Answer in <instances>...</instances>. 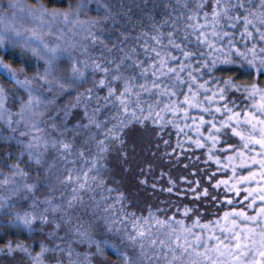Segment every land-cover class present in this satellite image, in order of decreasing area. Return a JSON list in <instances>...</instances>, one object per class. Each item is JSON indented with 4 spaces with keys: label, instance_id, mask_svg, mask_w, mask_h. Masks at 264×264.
I'll return each instance as SVG.
<instances>
[{
    "label": "snow or ice",
    "instance_id": "6c2138e0",
    "mask_svg": "<svg viewBox=\"0 0 264 264\" xmlns=\"http://www.w3.org/2000/svg\"><path fill=\"white\" fill-rule=\"evenodd\" d=\"M0 7L18 8L25 15L43 22L38 28L21 30L13 26L0 34V50L5 53L0 55V76L27 92L26 100L19 98L20 107L14 121L7 105L10 90L0 84V119L12 133L4 139L24 145L17 162L9 165L11 173L0 182V187L4 188L0 194V215L5 218L4 227L29 233L35 231L33 226L37 223L52 226L48 238L60 241L52 245L44 240L34 242L39 252H34L33 247L24 242L8 241L0 247V253L18 251L32 264H49V259L52 264H94L93 257H103L106 249L111 248L120 264H153V257L161 255L156 251L158 246L161 250L167 247V252L162 253L166 264H264V86L256 82L264 77V47H259L264 44V0H177L170 18L160 23L153 21L151 31H141L133 37L135 46L125 43L129 39L128 33H121L123 40L112 48L105 44L109 56L105 57L101 52L100 58L82 61L59 43L52 45L44 39V30L48 27L45 18H59L65 23L75 20L85 26L93 42L101 39L92 32L93 28L102 27L100 21L80 20L78 11L49 9L40 0L32 7L19 3ZM87 7L86 3L77 5L78 9ZM109 13L110 10L105 11V19L110 18ZM22 31L29 34L22 37ZM237 34L244 44L243 50L236 44ZM20 38L26 40L25 47L31 46L37 61L42 60L45 64L43 72L31 79L26 75L21 79L20 73L6 59ZM249 39L251 48L248 47ZM234 55L238 59H233ZM62 59L70 62L68 76L57 75ZM221 71L238 72L241 77H255V81L240 83L232 75L226 79L215 76ZM36 81H42L41 87L48 91L55 89L58 93L74 96L73 102L45 117L44 106L56 104L58 97L40 94L33 87ZM89 81L90 86L79 91ZM233 92L246 93V97L237 103L230 95ZM146 97L153 102L146 104ZM245 99L251 104H245ZM77 108L82 109L79 116L74 114ZM193 111L198 115H192ZM161 112L179 116L190 129L196 125L194 131L198 138L194 141L195 146L207 148L208 160L215 161L220 166L218 170L231 169V184L229 180L217 179L211 186L220 189L223 185L227 190L223 201L232 205L233 198L227 193L240 197V185H249L243 188L244 195L236 201L237 205L247 201L246 205L233 206L222 217L206 222L201 221L199 206H185L184 216L193 214L191 226H187L184 220H177L175 215L161 220L151 209L147 217L130 211L124 212L120 219L115 218V204L109 202L112 197L108 194L118 193L115 203L120 205L121 211H124L128 197L108 185L102 174L108 165L102 161L112 151L127 158L124 133L133 123L143 124L150 119L152 124H159L161 131L169 123L183 131ZM48 121L52 123L48 124ZM69 121L74 122L70 124ZM21 123L27 130L19 131L17 136V126ZM205 125L206 135L201 130ZM49 127L55 134L47 132ZM233 135L239 138V145L231 142ZM22 136L30 138L22 141ZM77 137H80L82 146L78 145ZM163 143L167 145L168 141ZM25 153L37 166L38 179L31 183L27 180L29 172L21 167L24 161L20 156ZM8 155L11 157L12 154ZM77 156L87 161L89 167L85 171L73 167L62 172L61 168L74 164ZM240 166H249L247 175L237 174ZM213 175H207V179L212 181ZM41 176L44 177L43 183L39 179ZM183 179L187 181V177ZM169 181L171 186L167 191L171 193L175 181L171 177ZM141 182L148 183L147 179ZM254 182L256 187H251ZM195 185L200 188L198 192L196 188L192 189L197 199L204 197L209 201L223 202L218 195L211 194L208 187H201L199 180ZM152 186L156 187L155 183ZM43 189L49 191L41 198L37 193ZM97 189H102L105 194L97 198ZM66 191L68 199H65ZM85 192L91 193L87 201ZM152 219L158 225L171 222L178 227H172L170 234L158 245L146 227ZM126 223L131 231L125 227ZM116 225L120 228L117 229ZM64 226V235L60 236ZM195 228L200 231H193ZM121 229L128 248L118 247L103 236V231L111 233ZM146 240L150 248H146ZM78 244H87L89 251H77L74 245ZM193 255L195 260H192ZM100 264H104L103 260Z\"/></svg>",
    "mask_w": 264,
    "mask_h": 264
},
{
    "label": "trees",
    "instance_id": "16d2710c",
    "mask_svg": "<svg viewBox=\"0 0 264 264\" xmlns=\"http://www.w3.org/2000/svg\"><path fill=\"white\" fill-rule=\"evenodd\" d=\"M142 6H136L132 13H128L126 15H121L118 18L121 20L120 24H116V27L112 30H109L107 34L101 36V39L93 42L92 35H82L80 34V29L76 26L77 24L75 20H72L70 23V28L66 31L67 33H58L57 28L54 26L52 30L45 29L44 30V39H46L50 44L55 45L59 43L62 48L66 49L68 52L72 54V56L80 59L81 61L84 59H95L97 58V53L103 52L104 56H109V52L107 48H112V46L116 43H119L123 40V37L120 35L121 33H128L129 39L125 41L129 46H135L136 41L133 39L136 35L140 34L141 31H151L153 21L156 23L162 22L165 18H170L173 14V10L176 8L177 0H144ZM37 0H0V5H8L10 3H19L20 5H24L27 7H32L35 5ZM47 8L56 9L60 12H79L80 20H98L102 21V18L97 13V4L91 2L89 0H40ZM87 4L88 7L84 9H78L77 5L79 4ZM14 8L8 7H0V12H7L13 10ZM23 20L20 22L21 30L23 29H33L38 28L34 24L28 23L26 20L28 18L22 17ZM52 18L46 17L45 21L50 20ZM54 24L59 21H63L62 19L56 18L52 20ZM181 26H183V17L180 20ZM84 27V26H82ZM18 29H20L18 27ZM14 35V33H12ZM29 33L22 31V37H26ZM95 34V33H94ZM96 35V34H95ZM65 38L67 36L68 42L60 40L58 38ZM235 41L238 47L242 50L244 49V44L241 42V37L237 34L235 36ZM26 40L24 38H20L18 43H16L12 49L10 54L6 57L8 62H10L20 73V78L23 79L24 76H28L30 79L35 76L37 73H42L45 67L44 62L37 61L36 57L32 55L30 50L31 46L25 47ZM95 43H98V47L95 50V57L89 58L83 54V50L81 47L83 45H89L93 47ZM107 45V48L105 47ZM248 47H252V41L249 39ZM259 47H264V44H260ZM259 47L257 48V53L259 54ZM102 48V50H98ZM89 48L84 49L86 52ZM94 51V50H93ZM206 51V50H205ZM115 52V49H113ZM4 51L0 50V55H4ZM119 55V53H116ZM143 55V54H142ZM233 59H238L236 55L233 56ZM70 62L67 59H62L59 61V67L57 71V75L68 76L69 73ZM222 68H232V65H219ZM24 71L21 72L20 70ZM229 75H232L233 78L239 80L240 83H252L255 81V77L244 76L241 77L238 72H228L221 71L216 72L215 76L227 78ZM264 86V77H261L259 81H256ZM0 84H2L5 88L9 89V99L7 100V105L13 114V120L17 119L15 113L19 111V98L23 97L25 100L27 99V92L21 89L19 86H16L11 80L7 79L4 76H0ZM42 81H36L33 84L34 88H42ZM90 86L89 83L84 84L79 88V91H83L84 88ZM43 91H39L40 94L44 96H57L56 104H49L44 106L45 109V117L48 115H54L56 111L60 108H63L66 104L73 102L74 96H69L66 94L58 93L53 89V91H48L46 88H42ZM104 93L101 92V95ZM230 95L236 99L237 103L244 97H246V93H230ZM182 99V98H181ZM258 100V98H257ZM153 101L146 97L145 103H152ZM245 104H251L247 99L244 100ZM155 107V105H153ZM74 114L79 116L82 114V109L77 108L74 109ZM192 115H198L197 112L193 111ZM62 115V113H61ZM147 115V111L145 112ZM162 116L168 121L175 122L180 129L183 131H178L177 127H174L172 123H169L163 131L160 130L159 124H152L151 120H146L143 124L133 123L129 125L127 129H125L124 138L125 145L124 151L127 152V158H123L117 151H112L108 154V157L102 163H106L108 165L106 170H102L103 176L107 179V183L109 186L118 189L120 192H124L128 199L124 202L126 205H134L131 207V211L137 212L138 215H142L139 207L142 208L140 204L141 196H147L148 201L154 199L158 196L160 203L164 204L163 201L165 199H169L172 203L181 205L182 203H186L191 205L190 193H192V189L196 188L195 181L199 180L201 187H208L209 192L213 195H218L221 201H223V196L226 193V188L221 185L220 189H215L211 185L215 183L217 179L229 180L231 176V169H221L220 166L216 165L215 161H209L207 157V148H197L194 144V141L198 138L196 132L194 131L196 125H192V128H188L185 126L184 122L179 116H173L170 113L161 112ZM41 119L40 117H37ZM219 118V116L217 117ZM206 119L208 117L206 116ZM74 121H69V123H73ZM51 121H48V124H51ZM192 124L191 121L188 122ZM207 126L205 125L201 130L206 132ZM27 130L25 124L21 123L17 126V132L15 135L19 136V131ZM47 132L54 133L53 129L50 127L47 128ZM185 133L187 135H185ZM71 133H68L70 135ZM9 128L6 123L0 119V182L3 181L5 176L11 173V168L9 165L15 164L17 162V157L20 153L23 152L24 145L17 143L15 140L6 141L4 137L11 136ZM191 137V139H188ZM30 137L22 136L20 140L26 141ZM164 140L168 141V144L165 145L163 143ZM78 145H81L80 137H77ZM179 141V146H178ZM231 142L233 144H240L239 138L234 135L231 136ZM207 144V141H206ZM172 149L176 151L173 152ZM51 152V150H49ZM215 151V150H214ZM258 151V149H257ZM8 153H11V157H9ZM183 153V154H182ZM55 155L54 153H52ZM88 155V153H86ZM20 158L24 161L21 164L26 171L29 172V176L27 180L29 183L36 181L38 179L37 172L35 169L36 165L32 164L30 161V157L25 153ZM221 159L223 161L224 156L221 155ZM259 159V157H257ZM73 167L85 171L89 164L87 161L81 159L80 157L75 158V163H69L66 168H61L62 172L72 169ZM249 166H240L237 168L238 175H247ZM253 170H256L253 168ZM189 174H194V181L191 182V177ZM214 174V175H213ZM207 175H213V180L209 181L207 179ZM75 176V173H73ZM169 177L173 181H175V189L173 192L169 193L167 188L171 186ZM183 177H187V181L183 179ZM17 180H20V177H16ZM40 182H44V177H39ZM147 179L148 183L143 184L141 181ZM233 181L229 180L231 184ZM153 183H155L156 187H153ZM255 183V182H254ZM256 184V183H255ZM74 185V184H73ZM249 185H240L243 193V188ZM252 187V185H250ZM48 189H43L38 192L37 195L41 198L44 197L45 192ZM69 190V189H68ZM97 191H102V189H97ZM196 191H200V188H196ZM4 192V188L0 187V194ZM130 192V195H128ZM242 193L240 197H242ZM101 194V193H100ZM105 194V193H104ZM117 192L110 193L112 200H114L117 196ZM90 195V193L85 192L84 197ZM227 195L233 198L232 205H228L227 201H223L222 203H217L215 201L206 200L204 197H200L199 199L193 200L194 208L199 206L201 221L206 222L208 220H213L218 217H222L225 211H228L233 206H244L248 202L242 201L241 204L237 205L236 201L240 199V197H235L234 193H227ZM193 197V196H192ZM68 191L65 192V199H68ZM99 198V195H97ZM87 201V200H86ZM195 201V202H194ZM111 202V201H109ZM26 203V202H25ZM249 214H252L250 211ZM208 215V217H207ZM147 217V215L145 216ZM182 219L185 221L187 226H191L190 221L184 216L182 213ZM193 217V214H192ZM5 218L0 215V247H4L8 241H12L15 243L16 241L24 242L33 247L34 252H39V247L36 243L40 240H44L46 243L52 245L56 243H60L58 240H53L48 238L47 234L52 230L51 226H41L39 223L34 225L35 231L29 233L27 230L18 229L15 227H4ZM43 230L41 231V228ZM117 229L120 228L119 225L115 226ZM125 227L128 231H131L130 225L127 223ZM149 232H155L156 228L153 225V221H149V225L146 226ZM103 231V230H102ZM193 231H200L199 228L193 229ZM63 233V232H62ZM103 236L106 239H109L112 243L116 244L118 247L128 248L125 246L124 242H127L123 236V230L113 231L111 233L107 231H103ZM191 239V237H189ZM147 241V240H146ZM145 241V245H146ZM85 248L89 247L87 244H84ZM94 247L92 251H94ZM139 251V248L136 249ZM59 255V254H54ZM103 260L104 264H120L117 256L113 253L111 248L106 249V253L103 257H93L94 264H100V261ZM0 264H32V261L25 256L23 253L16 252L14 254L0 253ZM49 264H51V259H49Z\"/></svg>",
    "mask_w": 264,
    "mask_h": 264
},
{
    "label": "rangeland",
    "instance_id": "374dc122",
    "mask_svg": "<svg viewBox=\"0 0 264 264\" xmlns=\"http://www.w3.org/2000/svg\"><path fill=\"white\" fill-rule=\"evenodd\" d=\"M89 1L97 4L96 11L99 14V16L102 18V21L100 22L102 27H97V28L92 29V32L95 33L97 36H100V37L104 34H107L109 32V30L114 29L116 27V24H120L121 20L118 18L119 16L126 15L128 13H132L135 9V5L136 6H142L143 3H145L144 0H89ZM105 5H107V9L105 8ZM106 10H110V13H109L110 18H108V19H105V15H104ZM22 17L28 18V20H26V21L30 24L31 23L34 24L36 27H39L41 25V23H43L41 20L34 19L30 15H25V13L23 11H21L20 9L14 8L13 10H10L7 12H0V34H4L6 28H11L13 26H15L16 28L19 27L21 29L22 26L20 25L21 24L20 22L23 20ZM52 20L53 19L45 21L48 23V27L46 29L52 30L53 27L55 26L58 30L57 34L68 32L67 30L70 28V23H65L64 21H59L58 23L54 24ZM77 27L81 31L80 34L89 35V33L85 30V26L82 27L81 25H78V26H76V28ZM58 38L60 40L68 42L67 36L64 39L61 38L60 36H58ZM98 45H99L98 43H95L93 45V47H91L89 45H83V47H81V50H83V54L85 56H87L89 58H93L96 55L95 50L97 49ZM87 48H89V49L86 52L84 49H87ZM98 50H102V48H100ZM97 58H100L98 53H97ZM36 89H38V91H43L42 88H36ZM189 176L191 177L190 178L191 182L195 180L194 174H189ZM258 179L259 178L257 177V180ZM251 185H252V187H256L255 183H253ZM72 186H74V185H72ZM48 191L49 190H47L45 192V195L48 194ZM68 191H70V188ZM97 195H99V196L104 195V192L97 191ZM128 195H130V192ZM242 195H244V191H243ZM57 196H59V193H57ZM84 199L87 200L88 195L85 196ZM190 199L196 200L193 191H192V193H190ZM140 200H141L140 204L142 205V208L139 207V210L143 216H146V215L148 216V210L151 209L155 213V216L159 217L161 220H167L170 217H172L173 215H175L177 220H181L183 208L185 206L194 208L193 200L190 203L191 205H188L186 203H182L181 205H179V204L174 205L172 203V201L169 199H165L163 201L164 204H162V203H160L158 196L155 197L154 199L150 200V201H148L147 196H141ZM110 201H111L110 203L115 204V212H116L115 218H117V219L122 218V216L124 215V212H130L131 207L134 206V205L124 204V206H125L124 211H121L120 205L115 203L116 198L114 200L111 199ZM177 208H179L180 211H176ZM156 209H163V211H156ZM207 217H208V215H207ZM186 218L190 221V223H192V218H193L192 213H189L188 217H186ZM152 221H153V225L156 228V230L153 233L150 232V234H151L152 238L157 239L158 245H159L160 240H165L166 236H168L170 234V229L172 227H178L177 225H175L171 222L168 225H158L154 219H152ZM65 227L66 226L62 227V229L59 233L60 236L64 235ZM204 234L205 235L208 234L206 229L204 230ZM122 239H124V238H122ZM181 242H183V241H181ZM124 244L126 247H129L128 242H124ZM61 246H64V245H61ZM74 246L76 247L77 251H79L81 253L88 252V249L85 248L84 244H78V245H74ZM146 248H150L148 241H146ZM156 251L161 253V255L153 257V264H166V260L163 258L162 253L167 252V247H165V248H163V250H161L157 246ZM195 259H196V257H195V255H193L192 260H195ZM51 264H52V261H51ZM204 264H206V262H204Z\"/></svg>",
    "mask_w": 264,
    "mask_h": 264
}]
</instances>
